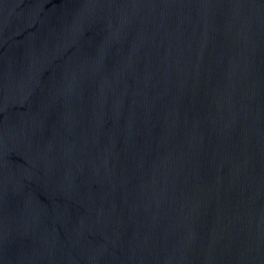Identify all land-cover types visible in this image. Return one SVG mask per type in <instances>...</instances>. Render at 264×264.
Here are the masks:
<instances>
[{"label": "water", "instance_id": "95a60500", "mask_svg": "<svg viewBox=\"0 0 264 264\" xmlns=\"http://www.w3.org/2000/svg\"><path fill=\"white\" fill-rule=\"evenodd\" d=\"M0 264H264V0H0Z\"/></svg>", "mask_w": 264, "mask_h": 264}]
</instances>
